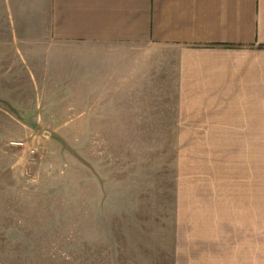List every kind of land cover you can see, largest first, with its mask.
<instances>
[{
	"label": "rangeland",
	"instance_id": "rangeland-1",
	"mask_svg": "<svg viewBox=\"0 0 264 264\" xmlns=\"http://www.w3.org/2000/svg\"><path fill=\"white\" fill-rule=\"evenodd\" d=\"M58 1L0 0V264H173L175 201L234 176L221 83L178 102L174 58L163 81H64L83 61Z\"/></svg>",
	"mask_w": 264,
	"mask_h": 264
},
{
	"label": "crops",
	"instance_id": "crops-1",
	"mask_svg": "<svg viewBox=\"0 0 264 264\" xmlns=\"http://www.w3.org/2000/svg\"><path fill=\"white\" fill-rule=\"evenodd\" d=\"M57 18L69 20L57 28L79 39L83 61L81 76L63 66L64 81H163L174 58L178 102L192 87L200 102L215 101L198 86L221 83L234 176L221 196L175 201L172 260L264 264V0H64ZM48 50L53 63L65 59ZM53 63L48 80L60 70Z\"/></svg>",
	"mask_w": 264,
	"mask_h": 264
}]
</instances>
